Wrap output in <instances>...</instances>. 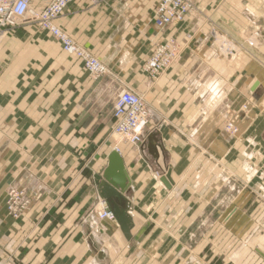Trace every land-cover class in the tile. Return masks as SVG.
<instances>
[{
	"label": "crops",
	"instance_id": "obj_1",
	"mask_svg": "<svg viewBox=\"0 0 264 264\" xmlns=\"http://www.w3.org/2000/svg\"><path fill=\"white\" fill-rule=\"evenodd\" d=\"M160 1L104 0L92 6L75 0L57 19L60 29L106 64L109 74L99 79L35 25L15 29L3 41L0 264H202L203 237L194 235L192 249L188 234L210 206L226 210L219 227L226 229L227 249L251 239L263 224L235 216L249 211L252 193L236 185L229 162L236 139L224 130L241 107L260 97V73L242 54L236 72L223 79L226 88L218 100L214 86L220 78L208 63L214 60V36L264 39V0H193L196 13L165 30L154 22ZM169 38L183 52L150 85L141 67ZM260 58L258 64L264 62ZM122 88L144 95L151 115L145 152L120 145L131 180L125 195L134 224L131 238L116 221L93 225L91 220L103 200L99 185L109 155L118 145L113 110ZM152 135L161 147L159 159L148 152ZM217 157L226 159L225 165ZM142 161L166 168L164 176L171 171L172 188L154 186ZM12 189H24L30 198L18 220L6 208ZM223 234L206 242H219Z\"/></svg>",
	"mask_w": 264,
	"mask_h": 264
},
{
	"label": "built area",
	"instance_id": "obj_2",
	"mask_svg": "<svg viewBox=\"0 0 264 264\" xmlns=\"http://www.w3.org/2000/svg\"><path fill=\"white\" fill-rule=\"evenodd\" d=\"M75 0H0V46L3 41L19 27L21 22L31 21L40 31L49 33L68 55L80 60L86 71L95 79L108 72L106 64L90 50L76 42L70 35L60 29L56 21L69 5ZM95 6L104 0H86ZM196 13L193 0H161L155 9L154 22L160 30L178 25ZM259 38V34H256ZM213 58L221 59L222 55L233 59L236 51L227 42L218 46L219 39L214 36ZM183 46L175 39L169 38L159 44L145 65V71L155 77L169 70L180 58ZM214 96L221 100L224 96L223 87L219 83L214 86ZM114 124L112 135L118 145H131L141 152L146 151L148 127L150 124V108L144 99L130 90H121L113 110ZM228 131H236L234 125H227ZM6 208L8 214L18 220L30 205V198L24 189L12 190L8 193ZM93 225L103 221H115L113 212L106 201L102 200L91 216ZM6 264H19L9 260Z\"/></svg>",
	"mask_w": 264,
	"mask_h": 264
},
{
	"label": "rangeland",
	"instance_id": "obj_3",
	"mask_svg": "<svg viewBox=\"0 0 264 264\" xmlns=\"http://www.w3.org/2000/svg\"><path fill=\"white\" fill-rule=\"evenodd\" d=\"M32 26L33 24L31 21H25L21 22L17 29H24ZM44 34L49 38L54 39L49 33L45 32ZM216 37L219 39L218 46L227 42L236 51V56L233 59L231 57L230 59L226 58L222 55L221 59L213 58L214 60H212L211 63H208V67H211L213 71L218 74V78H220L218 81L219 88H224V86L226 88V84L223 79L229 78L231 73L234 74L236 72V65H234V63L238 57H241L242 54H246L249 57V60H251L252 63L254 62V65H256L254 73H260V80L262 81V86L260 87V97H258V99H250L249 103H246L243 107H241V112H238L239 115H236V119L229 121L224 128L225 132L233 135L236 139L233 153L229 157V162L230 164L233 163L232 165L235 169L236 185L241 186V188H244L246 185L245 187H247V190L252 193L251 199L249 200V205H251L249 207V211L245 214L236 213L235 216L240 215L239 217L243 218L247 215L249 220H252L254 224L256 220L264 221V62H260L259 64L257 63V60L261 59L260 57H264V39L260 36L258 38L256 34L240 35L236 38L219 34ZM214 40L215 38H213V43ZM146 63L147 62L142 65L141 73L147 77L150 85L158 82L159 79L168 71H165L153 79L150 74L144 70ZM108 74L109 72H107V75ZM228 85L231 87V83ZM125 89L141 96L145 103L149 106L144 95L128 88H122L121 90ZM229 123L234 125V129L236 131L227 130V125ZM240 140L242 141L241 143L239 142ZM216 160H218L219 163L222 162V165H225L226 159L217 157ZM144 163L146 164L149 172L152 173L153 179H155L154 186L159 187V184H162L160 178L167 172L166 168L161 170L153 165H147L144 161L141 162V164ZM253 174L254 178H249ZM101 203L102 202H99L98 205H101ZM225 211L226 210L221 209V207L217 208L216 206H210L208 211H204L202 218L198 220L197 228H192L188 234V240L192 249L194 248V235H196L197 238L201 235L203 237L204 244L201 263L264 264V259L256 252L257 249H260L264 253V222L258 229L254 228L252 234L250 233L249 237L251 236V239L246 240L243 243L235 241L229 245V249H227V238L224 233L226 229L219 227L221 222H224L227 218ZM212 234H215V237L221 234H223V236L219 237V242H206L207 239H210L209 237Z\"/></svg>",
	"mask_w": 264,
	"mask_h": 264
},
{
	"label": "water",
	"instance_id": "obj_4",
	"mask_svg": "<svg viewBox=\"0 0 264 264\" xmlns=\"http://www.w3.org/2000/svg\"><path fill=\"white\" fill-rule=\"evenodd\" d=\"M260 83L256 82L253 91L259 87ZM158 140L155 135L148 139V152L155 159L159 158ZM161 182L168 189L172 188L173 181L171 171L161 178ZM130 177L122 155L113 151L108 158V166L103 173V179L99 185L100 197L107 202L110 210L113 212L115 221L119 224L123 234L131 238V230L134 227L133 218L130 214V201L125 195L130 190ZM264 258V254L260 253Z\"/></svg>",
	"mask_w": 264,
	"mask_h": 264
},
{
	"label": "bare ground",
	"instance_id": "obj_5",
	"mask_svg": "<svg viewBox=\"0 0 264 264\" xmlns=\"http://www.w3.org/2000/svg\"><path fill=\"white\" fill-rule=\"evenodd\" d=\"M159 150H160V148H158V151H159ZM115 151H117V150L115 149ZM159 158H160V152H159ZM159 158H158V159H159Z\"/></svg>",
	"mask_w": 264,
	"mask_h": 264
}]
</instances>
